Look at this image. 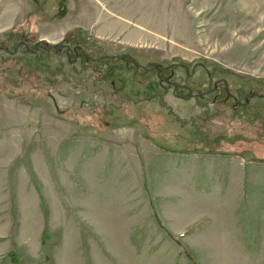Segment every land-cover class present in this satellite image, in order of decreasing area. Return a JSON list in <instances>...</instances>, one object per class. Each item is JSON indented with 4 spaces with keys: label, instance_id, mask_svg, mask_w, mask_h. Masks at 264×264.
Instances as JSON below:
<instances>
[{
    "label": "rangeland",
    "instance_id": "obj_1",
    "mask_svg": "<svg viewBox=\"0 0 264 264\" xmlns=\"http://www.w3.org/2000/svg\"><path fill=\"white\" fill-rule=\"evenodd\" d=\"M0 264H264V0H0Z\"/></svg>",
    "mask_w": 264,
    "mask_h": 264
},
{
    "label": "trees",
    "instance_id": "obj_2",
    "mask_svg": "<svg viewBox=\"0 0 264 264\" xmlns=\"http://www.w3.org/2000/svg\"><path fill=\"white\" fill-rule=\"evenodd\" d=\"M25 46H28V44L26 43V42H24L23 43ZM27 49H29V46H28V48ZM15 52H13L12 54H14ZM85 56H87V55H85ZM122 56V58H124L126 61H129V62H131L132 63V58L128 55V54H126V55H121ZM88 57V56H87ZM133 65H134V63H132Z\"/></svg>",
    "mask_w": 264,
    "mask_h": 264
},
{
    "label": "crops",
    "instance_id": "obj_3",
    "mask_svg": "<svg viewBox=\"0 0 264 264\" xmlns=\"http://www.w3.org/2000/svg\"><path fill=\"white\" fill-rule=\"evenodd\" d=\"M236 179H233L232 178V180H231V182H230V184H235L236 183ZM220 184H216V185H214L213 187H212V190H214L215 189V186H216V189H217V187L219 186ZM219 189H218V191L217 192H219L220 191V187H218ZM216 189H215V191H216Z\"/></svg>",
    "mask_w": 264,
    "mask_h": 264
},
{
    "label": "water",
    "instance_id": "obj_4",
    "mask_svg": "<svg viewBox=\"0 0 264 264\" xmlns=\"http://www.w3.org/2000/svg\"><path fill=\"white\" fill-rule=\"evenodd\" d=\"M133 62H134L135 65H139V63H137L136 61L133 60ZM140 66H141V65H140Z\"/></svg>",
    "mask_w": 264,
    "mask_h": 264
}]
</instances>
